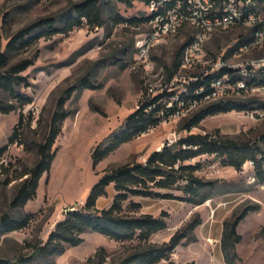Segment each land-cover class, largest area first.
<instances>
[{
	"label": "rangeland",
	"instance_id": "374dc122",
	"mask_svg": "<svg viewBox=\"0 0 264 264\" xmlns=\"http://www.w3.org/2000/svg\"><path fill=\"white\" fill-rule=\"evenodd\" d=\"M81 1L0 0V52L5 51L8 38L21 28L43 17L64 20L63 15L72 9L73 4ZM102 12L103 26L83 24L67 35L41 38L36 45L12 59L13 62L23 59L34 62L24 73L29 76V86L21 88L32 102L9 114H0V148L8 144V137L23 114V121L18 125L20 143L9 144L0 159V219L5 213L13 219L24 214L32 217L29 224L18 231L5 232L0 226V259L16 262L29 256L34 245L46 241L68 209L80 208L84 204L91 187L104 170L127 163H144L152 152L165 144L176 143L190 133L214 134L218 131L220 136L235 141H257L264 134V119L253 120L236 110L209 116L191 132L184 130L185 120L209 104L202 102L186 114L172 116L133 141L122 144L93 169L92 151L137 108L146 89L145 97H148L161 93L169 85L166 68L171 67L175 52L187 41V34L192 32L188 28L165 38L151 50L148 56V64L151 65H147L138 59L137 50L140 40L149 30L147 23L128 21L146 15L144 5L133 0H104ZM248 32L246 28L236 27L213 34L204 44L199 61L180 70L172 86L173 91L178 92L182 87L184 77L187 80L203 71L207 61L216 62L223 56L229 64H235L239 60L264 56L263 51L257 50H251L240 59L233 56L242 35ZM122 64H125L124 68H121ZM85 77L101 86L92 89L81 87L66 102L65 109L71 113L54 145L57 151L49 174L43 175L36 197L23 209H10V203L24 179L18 176L37 161V153L31 143L43 142L60 96L69 88H79ZM0 100L13 102L2 91ZM186 163L200 166L196 175L214 181L216 195L202 204L131 197L130 200L143 205L138 214L159 216L161 211L169 214L167 230L158 232L150 241L159 244L168 241L171 233L173 235L197 217L201 221L194 231L197 241L179 246L172 259L177 264H221L215 259L224 263L220 251L223 221L233 212L256 202L260 208L250 212L238 226L242 241L237 246L240 258L237 264H264V189L248 183L251 171L243 168L237 172L224 167L218 157L207 154ZM163 192L182 196L178 190ZM114 194L113 186L108 187L107 197L99 198L97 207L108 208ZM82 237L80 245L66 246L62 254L51 260L52 264H85L99 247H104L109 259L114 261L125 257L131 247L129 243L115 242L96 232L87 231Z\"/></svg>",
	"mask_w": 264,
	"mask_h": 264
},
{
	"label": "trees",
	"instance_id": "16d2710c",
	"mask_svg": "<svg viewBox=\"0 0 264 264\" xmlns=\"http://www.w3.org/2000/svg\"><path fill=\"white\" fill-rule=\"evenodd\" d=\"M103 2L104 0H83L73 4L72 9L63 15L64 20L58 21L57 18L43 17L21 28L8 38L5 51L0 52V91L8 94L13 102L0 100V114H9L32 102L29 95L21 92V88L29 86V76L24 73L33 66L34 62L31 59L13 62V57L36 45L41 38L50 39L56 34L67 35L83 24L89 27L103 26ZM259 3L263 4L264 0H259ZM261 9L264 11V6ZM128 21L137 24L148 21V18L143 15ZM190 38L191 36L177 49L171 67L166 68L168 79L179 70L184 49ZM124 67L125 64H122L121 68ZM225 70L226 68L219 74L221 75ZM215 76L214 74L209 75L204 79V83L209 86ZM100 86L92 83L89 77H85L79 88H69L60 96L43 142L31 143L32 148L36 150L37 161L33 167L26 169L18 176L19 179H24L10 203V209H23L29 201L36 197L43 175L49 174L57 151L54 145L62 133L63 123L71 113L65 109L66 102L81 87L92 89ZM145 95L146 91L143 93V100L138 102V108L127 116L122 125L94 148L91 153L93 169H96L102 160L122 144L133 141L167 120L177 106L175 102L173 108H166L172 96L171 92L165 91L147 98L144 97ZM198 97L194 96V98ZM181 98L186 97L182 95ZM254 105L255 101H227L210 104L185 120L182 128L191 132L209 116L234 110L243 111ZM22 121L23 114H20L17 126L8 137V144L0 148V159L8 150L9 144L20 143L18 125ZM263 140L264 134L257 141H235L220 136L218 131L214 134L190 133L176 143L165 144L161 149L152 152L144 163H127L104 170V174L91 187L84 204L80 208L68 209L48 234L45 242L34 245L31 254L27 257H21L16 262L0 259V264H43L46 262L52 264L51 260L62 254L66 246L80 245L83 242L82 235L87 231L100 233L115 242L129 243L131 247L125 257L114 261L109 259L104 247H99L85 264H160L162 261L166 264H177L172 259V255L179 246L197 241L194 231L200 225V219L193 218L179 228L168 241L160 244L153 243L150 241L151 238L167 229L169 214L166 211H161L159 216L148 213L138 214L143 205L130 198L204 203L216 195L215 182L197 176L196 172L200 166L186 162L206 154L218 157L222 166L231 167L237 172L243 169L246 162L251 161L256 175L255 185H263L264 149L260 146ZM110 186H113L115 192L112 202L108 208L99 209L97 201L101 197H107ZM166 190H178L182 196L163 192ZM125 203H127L126 206H124ZM259 208L260 205L253 202L240 211L233 212L223 221L220 249L225 264H237L240 261L237 246L242 241V235L238 232V226L250 212L257 211ZM31 217V214H24L21 218L13 219L5 213L0 219V226L5 232L18 231L29 224ZM185 264H194V262Z\"/></svg>",
	"mask_w": 264,
	"mask_h": 264
},
{
	"label": "built area",
	"instance_id": "2783aa9c",
	"mask_svg": "<svg viewBox=\"0 0 264 264\" xmlns=\"http://www.w3.org/2000/svg\"><path fill=\"white\" fill-rule=\"evenodd\" d=\"M133 1H140L146 7V17L148 18L146 23L149 30L140 40L137 50L138 59L145 61L147 65H151L148 64L151 50L161 44L165 38L174 36L188 28L192 29L189 34L191 38L183 52L181 66L169 79L166 89L161 92L172 93L166 104L167 109L173 108L175 102L177 103L168 119L172 116L186 114L198 103L208 102L210 105L227 101H255L254 107L238 112H242L253 120L264 119V56L239 60L235 64H229L223 56L216 62L214 60L207 61L203 66V71L189 76L187 80L185 77L183 78L184 82L178 92H174L172 89L180 70L191 67L194 61H199V54L202 52L204 44L213 34L236 27L246 28L249 32L242 35L244 38H242V42L241 39L239 40L233 56L240 59L251 50L264 52V11L261 9L264 3L260 4L259 0ZM189 36L187 34V39ZM248 38L249 41L246 40ZM225 68L226 70L220 75L219 73ZM213 74L216 76L207 86L204 79ZM149 91L152 92L153 88L150 87ZM182 95H185L186 98L182 99ZM153 96L149 95L148 97ZM194 96L199 97L194 98ZM142 98L140 100H143ZM260 146L264 149V140ZM243 168L251 171L248 183L256 184L253 163L248 161L243 165ZM257 186L264 189V184Z\"/></svg>",
	"mask_w": 264,
	"mask_h": 264
},
{
	"label": "crops",
	"instance_id": "0c3cea01",
	"mask_svg": "<svg viewBox=\"0 0 264 264\" xmlns=\"http://www.w3.org/2000/svg\"><path fill=\"white\" fill-rule=\"evenodd\" d=\"M167 230V229H166ZM166 230H164V231H161V232H159V233H163V232H165ZM159 233H157V234H155L154 236H156V235H158ZM172 236V233L169 235V237H171ZM220 251H221V249H220ZM220 255V254H219ZM221 257H222V259H223V255H222V253H221ZM215 262L216 263H221V264H224V263H222V262H220L219 260H217V259H215Z\"/></svg>",
	"mask_w": 264,
	"mask_h": 264
},
{
	"label": "bare ground",
	"instance_id": "6f19581e",
	"mask_svg": "<svg viewBox=\"0 0 264 264\" xmlns=\"http://www.w3.org/2000/svg\"><path fill=\"white\" fill-rule=\"evenodd\" d=\"M169 230H171V229H169Z\"/></svg>",
	"mask_w": 264,
	"mask_h": 264
},
{
	"label": "water",
	"instance_id": "95a60500",
	"mask_svg": "<svg viewBox=\"0 0 264 264\" xmlns=\"http://www.w3.org/2000/svg\"><path fill=\"white\" fill-rule=\"evenodd\" d=\"M73 210V209H72Z\"/></svg>",
	"mask_w": 264,
	"mask_h": 264
}]
</instances>
